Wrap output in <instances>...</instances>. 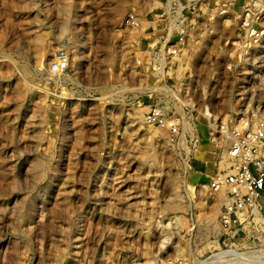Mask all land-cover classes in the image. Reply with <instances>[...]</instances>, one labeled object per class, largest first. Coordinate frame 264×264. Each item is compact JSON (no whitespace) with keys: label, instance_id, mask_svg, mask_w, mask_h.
<instances>
[{"label":"rangeland","instance_id":"rangeland-1","mask_svg":"<svg viewBox=\"0 0 264 264\" xmlns=\"http://www.w3.org/2000/svg\"><path fill=\"white\" fill-rule=\"evenodd\" d=\"M246 3L0 0V264L264 263V200L224 224L208 186L211 128L264 109Z\"/></svg>","mask_w":264,"mask_h":264},{"label":"built area","instance_id":"built-area-1","mask_svg":"<svg viewBox=\"0 0 264 264\" xmlns=\"http://www.w3.org/2000/svg\"><path fill=\"white\" fill-rule=\"evenodd\" d=\"M260 1L247 0L242 6V13L245 15L243 24L253 39L257 35L249 32V29L257 31L253 28L254 21H248L251 17L258 21L264 19L263 15L254 14L260 7ZM185 38V35H180L177 41L183 43ZM171 47L170 54L177 56L178 48ZM60 61L58 60L59 64ZM58 68V65L54 66L55 70ZM149 117L154 122L164 124L158 110H153ZM211 129L210 135L218 138L216 142L213 141L215 150L225 160V166L221 167L220 161L216 163L217 169L208 186L213 191L224 193L226 213L223 221L228 224L232 213L252 211L256 206L263 208L259 201L264 200V109L235 115L233 120H221ZM172 264L180 263L175 261Z\"/></svg>","mask_w":264,"mask_h":264},{"label":"bare ground","instance_id":"bare-ground-1","mask_svg":"<svg viewBox=\"0 0 264 264\" xmlns=\"http://www.w3.org/2000/svg\"><path fill=\"white\" fill-rule=\"evenodd\" d=\"M249 32H251L252 34H256V32H253L252 31V28H250L249 29ZM258 35H260V36H263L264 35V31H262V32H260ZM257 207V206H256ZM253 208V210L252 211H257V208ZM229 253H231L232 255H234V256H236V258H237V256H238V254H241V255H244L243 253H241V252H238V251H236V250H229L228 251ZM240 257V256H239ZM246 257L249 259V260H253L252 262L253 263H257V262H259V261H257V259H256V257H254V256H250V255H246ZM256 259V260H255ZM238 261H239V259H238ZM241 261H242V259H241ZM241 261H239V263L241 262ZM247 261V260H246ZM243 262V261H242ZM249 262V261H248ZM246 263V262H245ZM264 264V263H263Z\"/></svg>","mask_w":264,"mask_h":264}]
</instances>
